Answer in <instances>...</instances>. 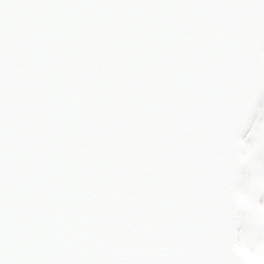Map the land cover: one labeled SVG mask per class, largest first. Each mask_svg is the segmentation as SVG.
I'll return each instance as SVG.
<instances>
[{
  "label": "water",
  "instance_id": "95a60500",
  "mask_svg": "<svg viewBox=\"0 0 264 264\" xmlns=\"http://www.w3.org/2000/svg\"><path fill=\"white\" fill-rule=\"evenodd\" d=\"M137 2L156 7L116 15L115 27L40 92L9 90L7 115L0 111V220L6 214L11 234L27 233L39 264H112V256L115 264H200L206 255L212 264H247L235 246L236 188L246 113L264 92V0ZM109 127L117 138L103 143ZM132 133L135 156L126 145ZM72 187L89 190L90 229L69 246L73 228L55 204ZM120 195L139 223L133 249L102 239L113 242L115 222L108 236L99 232ZM160 215L187 216L197 249L154 251Z\"/></svg>",
  "mask_w": 264,
  "mask_h": 264
},
{
  "label": "snow or ice",
  "instance_id": "6c2138e0",
  "mask_svg": "<svg viewBox=\"0 0 264 264\" xmlns=\"http://www.w3.org/2000/svg\"><path fill=\"white\" fill-rule=\"evenodd\" d=\"M152 7L137 0H0V111L7 115L10 89L23 95L40 92L77 52L115 27L116 15ZM261 111L264 94H257L246 118L255 120ZM27 238L26 232H9L5 214L0 264H39Z\"/></svg>",
  "mask_w": 264,
  "mask_h": 264
},
{
  "label": "rangeland",
  "instance_id": "374dc122",
  "mask_svg": "<svg viewBox=\"0 0 264 264\" xmlns=\"http://www.w3.org/2000/svg\"><path fill=\"white\" fill-rule=\"evenodd\" d=\"M241 142L246 166L238 188L243 204L238 245L251 264H264V111Z\"/></svg>",
  "mask_w": 264,
  "mask_h": 264
}]
</instances>
